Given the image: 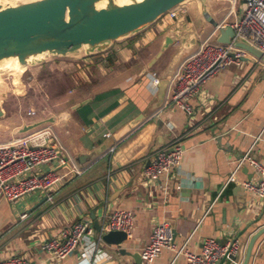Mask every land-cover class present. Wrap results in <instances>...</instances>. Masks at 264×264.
I'll use <instances>...</instances> for the list:
<instances>
[{"label": "crops", "instance_id": "0c3cea01", "mask_svg": "<svg viewBox=\"0 0 264 264\" xmlns=\"http://www.w3.org/2000/svg\"><path fill=\"white\" fill-rule=\"evenodd\" d=\"M207 6L212 19L225 25L238 19L243 0H207ZM177 14L174 20L162 17L107 52L63 59L74 64L69 75L78 97L53 123L19 134L26 119L3 110L0 147L48 135L70 161L55 168L61 181L52 203L40 192L13 203L0 197V261L22 256L32 264H140L138 255L151 230L166 223L174 248L162 250L151 264H186L177 256L182 249L199 253L203 241L212 239L220 245L236 243L245 251L250 237L264 227V199L240 185L257 176L247 162L236 170L246 153L264 166V143L255 142L264 133V64L245 55L249 61L215 74L189 100L190 117L171 105L172 86L166 88L167 106L164 101L153 110L157 88L152 75L166 79L203 40L210 37L214 43L215 29L201 18L195 3L178 7ZM166 38L172 43L148 67ZM110 138L113 145L101 151ZM175 140L183 149L180 165L147 184L148 158ZM232 174L234 181H229ZM115 210L131 212L133 226L124 243L108 247L94 231L90 214L102 225ZM23 213L27 217L21 220ZM82 219L91 232L75 253L54 261L40 251L44 240ZM243 257L238 263L229 258L216 264H241ZM249 264H264V234Z\"/></svg>", "mask_w": 264, "mask_h": 264}, {"label": "built area", "instance_id": "2783aa9c", "mask_svg": "<svg viewBox=\"0 0 264 264\" xmlns=\"http://www.w3.org/2000/svg\"><path fill=\"white\" fill-rule=\"evenodd\" d=\"M177 9L168 12L165 16L171 20L177 18ZM224 24V23H223ZM220 27L229 26L235 34L247 44L264 54V0H243L240 16L230 24H220ZM210 37L203 40L195 52L185 57L176 67L169 80L172 86L170 103L182 111L186 117L192 115L188 102L200 91L203 84L218 72L232 63H239L246 54L232 45H220L211 42ZM234 54V58L230 56ZM159 79L152 75V86L157 88ZM168 104L165 99L164 107ZM32 114V113H30ZM109 137L108 134L105 135ZM264 143V133L258 135L255 142ZM183 149L180 141L163 149L153 152L148 158V165L144 170L146 183L152 185L161 176H168L180 165ZM70 157L55 137L43 135L33 140H21L0 147V197L6 202L13 203L31 193L40 192L46 200L53 202V189L60 181L61 176L55 171L56 167L65 166ZM245 162L258 174L260 181L247 180L240 183L241 187L253 193L257 198L264 199V166L251 158L249 153L243 155L236 166L238 170ZM75 172H77L75 170ZM78 173V172H77ZM229 181H234L233 174ZM26 214L19 219L24 220ZM133 226V215L129 211H112L101 225L103 233L122 231L127 235ZM91 232V225L87 220H79L70 228L60 233L58 237H49L40 245V251L49 259L60 261L75 253L80 247L84 236ZM173 234L166 223L155 226L150 233L148 243L141 249L140 264H151L162 250H173ZM243 249L236 243L218 244L212 239L203 241L199 253L180 250L186 264H216L225 257L237 258L243 256ZM238 261V262H239ZM0 264H32L22 256H11Z\"/></svg>", "mask_w": 264, "mask_h": 264}, {"label": "water", "instance_id": "95a60500", "mask_svg": "<svg viewBox=\"0 0 264 264\" xmlns=\"http://www.w3.org/2000/svg\"><path fill=\"white\" fill-rule=\"evenodd\" d=\"M128 1V4L120 5L116 0H28L16 2L12 6H0V62L12 58L22 66L30 58L46 54L61 58H69L72 54H81V52L85 57L101 54L112 48L114 43L131 38L153 25L168 12L192 1L195 2L201 18L215 29L214 43L229 45L235 39L234 31L229 26L220 27L212 19L207 0ZM101 3L103 6L98 8V4ZM191 32H193L192 29ZM171 43L170 38L165 39L160 51L148 67L160 58ZM232 46L264 64V54L242 39L236 38ZM230 56L234 58L233 53H230ZM240 61L246 62L249 58L244 56L240 58ZM33 63L34 61L29 66ZM173 72L171 71L166 79L159 81L153 110L161 107L165 101L166 88L169 86ZM79 106L76 105L73 108ZM3 116L4 112L0 107V118ZM53 122L54 118H49L23 125L17 133L23 134ZM138 122L130 123L128 127L133 128ZM113 143V138L108 139L101 151L112 146ZM256 176L260 181L259 175L256 174ZM90 217L94 231L106 246L118 247L127 240L128 235L122 231L103 233L101 224L95 219L93 213ZM263 234L264 227L250 237L241 264H249L255 243ZM120 253L123 254V251L120 250ZM138 257L140 260V255ZM231 259L235 263L239 261L237 258Z\"/></svg>", "mask_w": 264, "mask_h": 264}, {"label": "rangeland", "instance_id": "374dc122", "mask_svg": "<svg viewBox=\"0 0 264 264\" xmlns=\"http://www.w3.org/2000/svg\"><path fill=\"white\" fill-rule=\"evenodd\" d=\"M79 57H83V52L72 54L69 58L46 54L37 58L31 66L23 69L18 75L11 72L16 62L2 65L0 67V107L8 115L13 114L18 118L26 119L28 124L49 118L55 119L68 112L78 97V91H72L76 88L69 75L71 71L72 74L75 71L71 60Z\"/></svg>", "mask_w": 264, "mask_h": 264}, {"label": "bare ground", "instance_id": "6f19581e", "mask_svg": "<svg viewBox=\"0 0 264 264\" xmlns=\"http://www.w3.org/2000/svg\"><path fill=\"white\" fill-rule=\"evenodd\" d=\"M28 0H0V6H12L14 5L16 2H26ZM118 4L120 5H125V4H128L129 1L128 0H116ZM103 6V3L101 4H98V8H101ZM39 56H36V57H32L30 58L27 63L25 65H19L17 63V60L16 59H7V60H3L0 62V67L6 63H9V62H16V64H13L12 68H11V72L13 74H19V72L23 71V69L27 68L29 66V64H31L33 61L37 60ZM18 85V84H17ZM18 87V86H17Z\"/></svg>", "mask_w": 264, "mask_h": 264}]
</instances>
